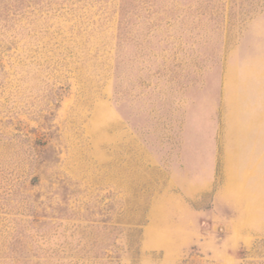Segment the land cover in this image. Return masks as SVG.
I'll return each instance as SVG.
<instances>
[{
    "label": "rangeland",
    "instance_id": "rangeland-1",
    "mask_svg": "<svg viewBox=\"0 0 264 264\" xmlns=\"http://www.w3.org/2000/svg\"><path fill=\"white\" fill-rule=\"evenodd\" d=\"M0 63V264H264L262 172L230 218L168 209L218 193L181 148L229 64L264 70V0H0Z\"/></svg>",
    "mask_w": 264,
    "mask_h": 264
},
{
    "label": "crops",
    "instance_id": "crops-1",
    "mask_svg": "<svg viewBox=\"0 0 264 264\" xmlns=\"http://www.w3.org/2000/svg\"><path fill=\"white\" fill-rule=\"evenodd\" d=\"M259 70L227 66L220 88L217 129L213 117L208 120L207 110L196 111L194 126L189 117L181 156L193 170H186L187 176L175 180L191 195L208 185L211 168L218 161L223 178L210 208L185 207L181 201L170 203V211L183 209V219L202 225L212 215L230 218L240 212L238 199L246 195L238 193L243 189L238 183L250 182L254 172L264 174V70Z\"/></svg>",
    "mask_w": 264,
    "mask_h": 264
},
{
    "label": "trees",
    "instance_id": "trees-1",
    "mask_svg": "<svg viewBox=\"0 0 264 264\" xmlns=\"http://www.w3.org/2000/svg\"><path fill=\"white\" fill-rule=\"evenodd\" d=\"M12 6H14V9H12L10 6L9 7L8 6H5V8H4L5 18H8L9 17L10 12L13 13V14H15L16 13V10L19 9L18 6H20V5L14 4ZM10 10H12V11H10ZM0 69H3L4 70V65L2 63H0Z\"/></svg>",
    "mask_w": 264,
    "mask_h": 264
}]
</instances>
